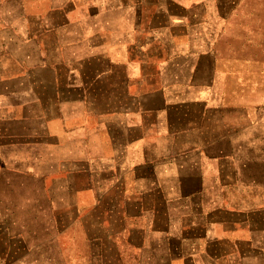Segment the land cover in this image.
Instances as JSON below:
<instances>
[{"label": "crops", "instance_id": "crops-1", "mask_svg": "<svg viewBox=\"0 0 264 264\" xmlns=\"http://www.w3.org/2000/svg\"><path fill=\"white\" fill-rule=\"evenodd\" d=\"M10 1L0 154L26 149V198L63 207L65 179L106 263L264 264V0Z\"/></svg>", "mask_w": 264, "mask_h": 264}, {"label": "rangeland", "instance_id": "rangeland-1", "mask_svg": "<svg viewBox=\"0 0 264 264\" xmlns=\"http://www.w3.org/2000/svg\"><path fill=\"white\" fill-rule=\"evenodd\" d=\"M94 1L101 2V0ZM56 2L58 3L59 0H31L30 6L48 7ZM87 3L86 0L79 6L86 7ZM12 7L14 8L13 1H0V13L7 12V9ZM98 7H103V3ZM11 12L14 13L15 8ZM24 18L26 19V17ZM100 18H107V16H100ZM112 18H117V15ZM12 22L21 23L23 17L15 15V13L12 15L0 14V23L6 25ZM17 153L21 158L26 157V149L23 146L5 149L0 154L2 165V171H0V264H110L104 261L102 255H93L90 252L86 233L97 231V226L93 222L95 213L86 206L80 207L78 211L70 209L72 202L64 183L65 179L63 180V191L57 190L58 192H56L58 196L63 197V207H50V202L45 201L42 197L41 201L37 196L31 200L26 198L35 194L26 191V183L33 187L38 182L33 180L26 182V172L18 169L19 167L26 168V161L14 159L13 155L18 157ZM74 180H77L81 186L84 177H75ZM36 199L38 202H34ZM86 199L87 197H84V200ZM75 212L78 213L75 215ZM60 232L62 238L58 244L55 245L54 241H51V244L41 242L43 245H40V241L43 239L53 237ZM11 235L22 237L25 244L26 236H29L31 243L36 244V248L26 250L22 241L10 246L7 237Z\"/></svg>", "mask_w": 264, "mask_h": 264}]
</instances>
